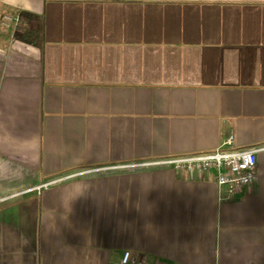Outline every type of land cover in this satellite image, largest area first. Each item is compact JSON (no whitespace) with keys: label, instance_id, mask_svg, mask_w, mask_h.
I'll use <instances>...</instances> for the list:
<instances>
[{"label":"crops","instance_id":"0c3cea01","mask_svg":"<svg viewBox=\"0 0 264 264\" xmlns=\"http://www.w3.org/2000/svg\"><path fill=\"white\" fill-rule=\"evenodd\" d=\"M230 133L259 148L232 198L149 164ZM126 252L264 264V0H0V264Z\"/></svg>","mask_w":264,"mask_h":264},{"label":"built area","instance_id":"2783aa9c","mask_svg":"<svg viewBox=\"0 0 264 264\" xmlns=\"http://www.w3.org/2000/svg\"><path fill=\"white\" fill-rule=\"evenodd\" d=\"M234 139V134L230 133L225 143L214 151L167 157L152 161L149 164L171 167L178 173H188L190 175L212 174L217 185L221 188H226L229 197L232 198L238 190L249 186L255 181L257 176V154L259 151L258 147L235 148ZM99 170L101 168L79 171L54 181L45 182L39 185L36 190L40 194L42 190L59 181L94 173ZM119 264L149 263L144 257L135 258L131 253L126 252Z\"/></svg>","mask_w":264,"mask_h":264}]
</instances>
